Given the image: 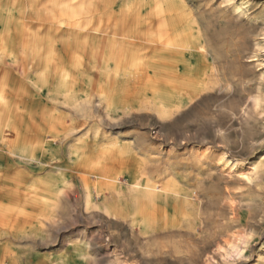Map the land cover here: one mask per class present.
Listing matches in <instances>:
<instances>
[{
	"label": "bare ground",
	"instance_id": "obj_1",
	"mask_svg": "<svg viewBox=\"0 0 264 264\" xmlns=\"http://www.w3.org/2000/svg\"><path fill=\"white\" fill-rule=\"evenodd\" d=\"M223 2L233 14L242 12L240 4ZM188 17L183 0H0V238L42 240L50 228L61 227L69 181L80 185L85 208L96 207L145 233L195 226L187 212L192 192L180 181H155L140 163L131 168L130 147L117 145L95 123L70 122L71 115L89 118L94 110L109 121L115 112L123 117L146 110L163 123L215 85L205 50L197 55V62L207 64L205 81L192 79L194 71L182 62L179 72L173 62L181 54L173 49L191 43L181 27ZM109 35L120 40L106 39ZM140 36L142 58L128 42ZM200 83L203 90L196 87ZM187 91L194 95L185 101L176 97ZM203 157L192 156L199 162ZM209 164L238 169L244 177V164L225 158ZM247 166L258 173L256 165ZM15 244L0 241L5 264H17L21 254ZM78 249L74 243L58 264H76ZM25 259L53 264L37 254Z\"/></svg>",
	"mask_w": 264,
	"mask_h": 264
},
{
	"label": "rangeland",
	"instance_id": "obj_2",
	"mask_svg": "<svg viewBox=\"0 0 264 264\" xmlns=\"http://www.w3.org/2000/svg\"><path fill=\"white\" fill-rule=\"evenodd\" d=\"M183 1L189 17L181 27L191 34V43L182 51L173 49L181 52L173 62L179 72L182 62L194 71L192 79L205 81L207 64L197 62L199 50H205L216 84L163 123L146 110L123 117L115 112L112 121L94 110L89 118L73 114L70 122L95 123L117 145L130 147L131 168L140 163L155 181H180L192 192L187 212L195 226L145 233L139 225L113 220L96 207L85 208L80 185L69 181L62 193L66 209L61 227L50 228L42 240L0 238L20 249L17 264H26V254L58 264V256L69 254L74 243L79 247L76 264H264V0H232L242 6L237 14L223 0ZM105 38L120 40L117 35ZM128 42L133 43L130 49H140L134 53L142 58V36ZM202 84L196 87L203 90ZM192 95L187 91L176 97L185 101ZM191 155L208 159L199 162ZM221 158L244 164V177L238 169L209 166ZM247 164L256 165L258 173ZM230 247L237 252H229Z\"/></svg>",
	"mask_w": 264,
	"mask_h": 264
}]
</instances>
